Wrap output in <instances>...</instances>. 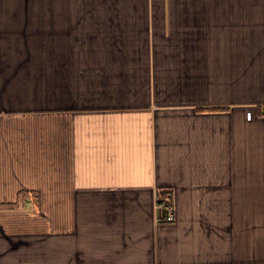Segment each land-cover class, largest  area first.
<instances>
[{"label": "crops", "instance_id": "crops-1", "mask_svg": "<svg viewBox=\"0 0 264 264\" xmlns=\"http://www.w3.org/2000/svg\"><path fill=\"white\" fill-rule=\"evenodd\" d=\"M0 264H264V0H0Z\"/></svg>", "mask_w": 264, "mask_h": 264}, {"label": "built area", "instance_id": "built-area-1", "mask_svg": "<svg viewBox=\"0 0 264 264\" xmlns=\"http://www.w3.org/2000/svg\"><path fill=\"white\" fill-rule=\"evenodd\" d=\"M251 116H252L251 112H248V113H247V117H248V118H251ZM161 207L166 208V212H167V214H166V218H167L168 220H173L175 214H174V209H173V206H172L170 200H168V202L164 201V202L161 204Z\"/></svg>", "mask_w": 264, "mask_h": 264}, {"label": "trees", "instance_id": "trees-1", "mask_svg": "<svg viewBox=\"0 0 264 264\" xmlns=\"http://www.w3.org/2000/svg\"><path fill=\"white\" fill-rule=\"evenodd\" d=\"M166 194V192H159V196H164Z\"/></svg>", "mask_w": 264, "mask_h": 264}]
</instances>
